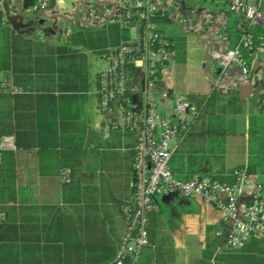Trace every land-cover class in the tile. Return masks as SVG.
Listing matches in <instances>:
<instances>
[{
    "label": "trees",
    "instance_id": "obj_1",
    "mask_svg": "<svg viewBox=\"0 0 264 264\" xmlns=\"http://www.w3.org/2000/svg\"><path fill=\"white\" fill-rule=\"evenodd\" d=\"M219 11L229 18L227 28L234 47L241 35L237 20L225 6ZM117 12L110 22L69 32V45L107 56L122 46H138L131 31L140 36L142 25L134 16L126 17V0ZM150 23L172 44L171 53L180 46V38L164 34L163 27L172 23L168 10H157ZM247 29L253 49L264 42V22ZM15 41L12 38L9 47L5 37L0 46V72L4 74L0 81V137L12 135L15 139L14 151L0 152V264H110L116 242L108 210L112 208L124 219L123 207L133 203L130 189L136 137L128 129L110 124V130L126 132V139L121 142V135L111 131L107 140L99 142L90 126L85 109L89 99L100 105L105 73L90 74L83 57L62 46L37 45L32 49L35 56L26 60ZM253 49H241L248 66H252ZM128 74L134 75L130 67ZM160 78L161 70L156 69L154 83ZM213 79L220 80L218 72ZM3 84L17 91H3ZM253 87L258 88L245 97L237 87L224 90L214 85L206 93L184 96L191 111L184 125L173 124L176 144L169 166L174 178L189 181L211 176L234 184L233 173L243 171L257 176L264 186V81H254ZM126 97L130 100L129 94ZM123 106L126 110L134 107L130 101ZM244 114L252 149L246 163L227 168L225 139L235 134L228 118ZM43 149L56 150L58 167L68 176L60 182L61 199L56 205L39 204L30 195L31 153ZM262 227L260 235L252 236L239 249L219 247L217 239L207 238L191 264H264V221ZM146 230L150 244L148 226ZM155 255V264H162L164 255L159 251Z\"/></svg>",
    "mask_w": 264,
    "mask_h": 264
},
{
    "label": "built area",
    "instance_id": "obj_2",
    "mask_svg": "<svg viewBox=\"0 0 264 264\" xmlns=\"http://www.w3.org/2000/svg\"><path fill=\"white\" fill-rule=\"evenodd\" d=\"M54 0H34L31 10L46 12ZM158 0H126L128 16H134L136 23L142 25L141 35L132 38L138 46H122L107 56L108 67L101 80L100 108L106 110L115 103L121 113V123L115 127L128 129L136 137L135 183L133 184V203L122 209L125 231L118 244L115 258L110 264H135L142 248L147 246L148 214L155 209V199L168 195L182 198L200 196L205 204L212 206L220 214L225 229L215 232L219 247L239 249L252 236L260 235L264 221V186L243 171H235L234 184L221 183L211 176L182 181L173 177L169 161L173 152L176 130L173 124H185L191 106L184 98H177L173 104V119L166 118L158 110V101L153 92V77L156 69L166 67L171 57L170 46L165 37L155 31L150 23L153 14L160 10ZM263 0H226L228 11L236 18V28L241 35L238 43L231 47V36L224 13L201 20L200 33L207 47V54L215 61L220 79L233 67L239 68L243 83L250 84L251 65L248 66L241 49L252 50L253 44L249 27L263 24L261 10ZM179 5V3H178ZM170 19L181 29L193 30L196 27V10L177 6L168 9ZM117 8L103 6L99 10L89 8L90 19L99 21L118 14ZM110 18L108 20H110ZM135 32V31H134ZM253 57H264V44L253 49ZM253 57L251 64L253 65ZM143 64L146 75L145 88L140 92L138 105L132 100L133 76L128 68L135 69ZM3 91L14 93L17 89L9 84L1 85ZM130 95V100L126 95ZM131 102L133 108L126 110L124 102ZM15 139L12 135L0 137V152L14 151ZM63 179H66L64 176ZM248 190L245 203L239 198L242 189Z\"/></svg>",
    "mask_w": 264,
    "mask_h": 264
},
{
    "label": "crops",
    "instance_id": "obj_3",
    "mask_svg": "<svg viewBox=\"0 0 264 264\" xmlns=\"http://www.w3.org/2000/svg\"><path fill=\"white\" fill-rule=\"evenodd\" d=\"M17 0H15L16 2ZM34 0H26V10L27 8H30L31 3ZM67 0H54L49 9L51 10L53 7H57L58 9L64 10L65 8V2ZM76 1V13L74 17H70L68 19V22L76 23L77 29H82L85 26H98L102 23L110 22L111 20H108L109 18H102L99 21H95L90 19L88 16V4L87 0H75ZM124 3L125 0H120ZM219 0H205L204 5H202V9H199V6L194 9H187L184 0H158V6L159 9H175L177 10V6H181L183 9L187 10H196L198 11L197 14V22L195 29L187 30V29H181L180 27L176 26L173 22L171 24L165 25L164 28V34L168 36H173L175 38H180V46L174 48V50L171 53V57L169 61L167 62V65L164 69L161 70V78L157 84L153 85V92L159 100L158 102V110L159 112L165 116L166 118L173 119L174 113H173V104L174 101L177 98H184V96L188 94H197V93H206L208 92L212 85L223 88L224 90L228 88L237 87L240 91L242 96H248L252 92L256 91L258 87H253L254 81H264V57L256 56L253 57V65L252 69L254 72L251 74V80L250 84H244L243 83V76L237 67H233L230 70L227 71L224 77L222 79H213V77H216L217 71L214 69L215 61L213 58L208 56L207 54V47L205 45V41L203 40V37L201 33L199 32L201 29V20H204L208 17H214L215 15L222 11V8L224 7L220 2H217ZM17 3V2H16ZM169 5L167 6V4ZM179 3V5H178ZM97 4H101L100 7H96V5L93 4V7L95 10L101 9L105 5H110L111 8H118L120 7L117 4H110L106 2H98ZM226 5V4H225ZM227 7V5H226ZM47 10V11H48ZM261 10L264 13V0L261 5ZM32 11V10H31ZM0 14V46L5 42V37H7L9 41V47L11 45V39L14 38L16 41L15 43L18 45L17 48L19 49L22 57H24L26 60H29L35 56L33 53V48L37 45H47L49 47L57 48L59 46L62 47H68L72 51H75L78 53V55L83 57L84 63L86 65V69L90 74H93L95 72H103L108 67V58L106 54H97L92 53L86 49H83L81 47H71L69 45L68 41V33L72 31H68L66 29L63 33L64 39L60 42L58 40H52L50 38L44 39V38H37L32 39L29 36V32L26 30L19 29L18 33L16 34V28L13 29V36L10 35L9 32H11L10 29H8V25H6L7 22V13L3 12L1 10ZM35 12V11H32ZM89 19L90 21H93V25H90L85 21V18ZM86 22V23H85ZM9 25H11L9 23ZM74 30V31H75ZM7 35V36H5ZM135 32L133 30V36L134 38ZM264 44V42H263ZM33 49V50H32ZM30 52L28 53V51ZM10 52V51H9ZM100 55L105 56V60L107 63V66L103 70H97L95 63V59L99 57ZM193 59L196 60L195 66L200 68L201 70H204L206 73V77L208 75V78L204 80L203 78L199 79L195 82H193V85L189 86V82H187L188 79L183 80V83L181 89H176V84H174V77L177 73L176 66L173 67V70L171 69L170 65L174 64H187V62ZM32 64V61H31ZM97 70V71H96ZM179 73V72H178ZM3 73L0 72V81L3 79ZM146 81V75L145 71L143 69V64L138 63L137 66L134 69V75L132 78V86L134 87V92L132 93V100L133 103L138 105V100L140 98V92L144 90L145 88V82ZM192 81V80H191ZM86 113L88 118L90 119V126L92 130L97 134V139L99 142H103L107 140L110 136L111 131L117 134L121 135V142H124V139H126L125 134L126 132L117 130L113 131L110 130L109 125L114 124L118 125L121 123V113L119 109L117 108V105L115 103L111 104L110 107L106 110H102L100 108V105H98L95 100L89 99L87 106H86ZM247 119L248 116L246 114L244 115H237V116H231L228 118V123L231 124L234 127L235 134L228 135L225 139V152H224V164L227 168L234 167L236 165L246 163L248 158V152L247 146L249 145V138L247 135ZM186 120H189V116H186ZM176 140L173 143V149L175 147ZM249 148V147H248ZM121 150H123L121 148ZM32 156H34V166L31 167V182H30V188H31V194L39 204H50V205H56L59 203L61 199V192H60V182L63 180V177L66 178L67 173L58 167L57 163V152L54 149H43L38 154H35V151L31 153ZM45 157H52L55 170L53 171L52 175L47 173H41L39 171V157L40 156ZM112 168V167H111ZM132 172L131 174V182H132V188L130 189V192L133 193V184L135 183V176ZM113 174H117L116 172H113ZM200 175L204 174V171L201 170L199 172ZM117 176V175H116ZM254 180L258 181L257 176L251 175ZM51 179V180H50ZM51 184V188L55 191L56 199L55 201H47L42 200L39 196V190L41 185L44 187H48V185ZM241 196L239 198L241 203H245L248 196V190L243 188L241 191ZM108 213L110 214V219L112 221V228H113V237L112 239L116 242V251L118 248V244L124 234L125 231V220L122 218L121 215L114 212L112 208H109ZM198 213H204L206 216V221L203 224L206 228V231L208 232L207 238H215L214 234L218 230L225 229L223 224H221L220 220V214L217 210H215L212 206L205 204L200 196H194L192 198H182L177 195H168L164 197H158L155 199V209L148 214V228L150 231V234L152 235V243H148L147 246L142 248L140 251V254L135 262V264H155V254L157 251L159 253H162L165 257V260L162 262V264H191L192 260L195 258H198L201 254L202 249L205 246L206 239H204V242L202 243V247H200V253L199 256H192L191 258H187L190 253L188 249H191L190 246H185L184 240L189 237V234L192 232V226L190 217H193L197 215ZM172 214V217H174L176 220L169 222L167 220V217ZM202 220V219H201ZM213 234V235H212ZM216 239V238H215ZM178 242V243H177ZM220 244V242H219ZM179 251L184 252L183 257L179 256ZM116 255V254H115Z\"/></svg>",
    "mask_w": 264,
    "mask_h": 264
},
{
    "label": "rangeland",
    "instance_id": "obj_4",
    "mask_svg": "<svg viewBox=\"0 0 264 264\" xmlns=\"http://www.w3.org/2000/svg\"><path fill=\"white\" fill-rule=\"evenodd\" d=\"M184 4L187 9H194L200 6V3L204 5L205 0H184ZM17 2V3H16ZM0 0V14L3 12L7 13V22L6 25H8V29L11 30L10 35L13 36V29L16 30V34L19 32L18 30H26L29 32V36L32 39H37V38H44V39H52V40H58L61 42L62 39H64V31L68 29V31H74L77 29L76 23L73 22H68V19L70 17H74L76 13V1L75 0H67L65 2V8L64 10L58 9L57 7H53L51 10H48L46 12H32L29 8H26V0ZM98 2H106L110 4H117L120 7L124 4L120 0H87L88 7L91 8V6L96 5V7H100L101 4H97ZM217 2H220L223 6L226 7V1L225 0H219ZM169 3L167 4V6ZM98 10V9H97ZM85 21L89 23L90 25H93V21H90L85 18ZM85 22V23H86ZM9 23L11 25H9ZM131 35L133 36V30L131 31ZM95 59V65L96 69L103 70L106 68L107 63L105 60V56L100 55ZM196 60L193 59L192 61H188L187 64L181 65V64H176V65H170L171 66H176V75L174 77V84H176V89H181L183 83V80L188 79L187 82H189V86L193 85V82L201 81L200 79L206 80L208 78V75L206 77V73L204 70H201L197 66H195ZM173 70V67H171ZM96 70V71H97ZM179 72V73H178ZM192 80V81H191ZM159 101V100H157ZM159 103V102H158ZM159 106V105H158ZM249 147V148H248ZM247 152L249 154L250 149H252L251 145H248L247 147ZM39 171L41 173H47L52 175L53 171L55 170L54 163L52 157H45V156H40L39 157ZM51 180V179H50ZM50 183L48 187L42 186L40 187L39 190V196L42 200H47V201H55L56 199V194L53 188H51ZM191 221V226H192V232L189 234V237H187L184 240L185 246H190L191 249H188L190 251L189 255H187L188 259L191 258L192 256L196 255L199 256L200 253V247H202V243L204 242V239L208 236V232L206 231L205 226L203 225L206 221V216L204 213H198L197 215L190 217L189 218ZM202 219V220H201ZM167 220L169 222L175 221L176 219L172 217V214H170L167 217ZM213 235V234H212ZM178 243V242H177ZM184 252L179 251V256L183 257ZM184 258V257H183Z\"/></svg>",
    "mask_w": 264,
    "mask_h": 264
},
{
    "label": "water",
    "instance_id": "obj_5",
    "mask_svg": "<svg viewBox=\"0 0 264 264\" xmlns=\"http://www.w3.org/2000/svg\"><path fill=\"white\" fill-rule=\"evenodd\" d=\"M135 174V173H134Z\"/></svg>",
    "mask_w": 264,
    "mask_h": 264
}]
</instances>
